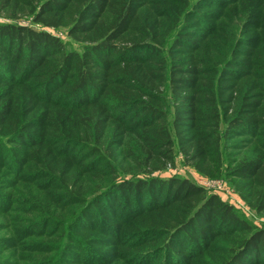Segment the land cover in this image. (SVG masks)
Listing matches in <instances>:
<instances>
[{
  "label": "trees",
  "instance_id": "obj_1",
  "mask_svg": "<svg viewBox=\"0 0 264 264\" xmlns=\"http://www.w3.org/2000/svg\"><path fill=\"white\" fill-rule=\"evenodd\" d=\"M210 3L0 0V170L17 180L0 175V189L12 184L22 264H68L76 248L264 264V228L232 205L186 179L138 177L179 153L264 214V13Z\"/></svg>",
  "mask_w": 264,
  "mask_h": 264
},
{
  "label": "rangeland",
  "instance_id": "obj_2",
  "mask_svg": "<svg viewBox=\"0 0 264 264\" xmlns=\"http://www.w3.org/2000/svg\"><path fill=\"white\" fill-rule=\"evenodd\" d=\"M233 0H211V3L217 2L218 5L209 7L210 11L216 10L220 3L227 4L228 2H232ZM248 0H237V3H246ZM253 2L254 0H250ZM259 6L264 13V0H257ZM210 3V4H211ZM207 5V6H210ZM220 10L223 11L226 7H219ZM231 8L228 5L227 9ZM257 7H249L248 5H243L239 9L242 11L247 12H257ZM231 12H226L227 20L231 21L232 16ZM210 18V17H209ZM208 18V19H209ZM0 22H8L3 16H0ZM32 19L26 16H22L19 18L18 23L22 25H31ZM35 28H39L38 25L34 26ZM53 31V30H52ZM65 43H69L68 38L65 36V31L60 30L56 33ZM258 34H264L263 32H258ZM73 47L72 45L69 48ZM242 138L237 137L235 141H240ZM0 175H3V178H10L13 182L17 180L11 175L10 170H0ZM155 177L161 180L164 179H186L191 183L203 188L208 193L217 195L221 200L224 202L229 203L232 205L239 215L248 220L251 224L258 228H264V214H256L254 211L250 209V207L244 202L237 194L233 192L230 188L229 184L225 180L221 179H210L204 177L197 172H195L189 166H186L184 163V158L181 154L175 155L173 163H167L164 170H156L150 175H138V177ZM131 178V175L123 178L120 177L118 181L122 179ZM8 180V179H7ZM9 184V185H7ZM10 182L5 183L3 188L0 189V264H22V255L21 253H17L13 251L11 248L14 246L13 244V237L10 233V226H11V219L10 217L13 215L11 205L5 199V196L8 194V191L5 189L7 186H11ZM96 218V217H94ZM90 251L87 253L84 249L76 248L74 251L68 253V264H129L126 263V259L121 256L117 255V251H114L113 248L111 249H95L93 254H89ZM24 256V255H23ZM99 257V258H98ZM70 258V260H69ZM156 262V261H153ZM152 263H145V264H153ZM140 264V263H136Z\"/></svg>",
  "mask_w": 264,
  "mask_h": 264
}]
</instances>
